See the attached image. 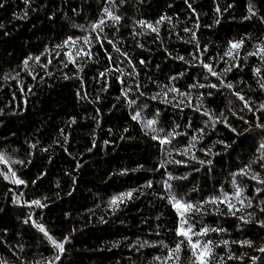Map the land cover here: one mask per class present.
I'll return each mask as SVG.
<instances>
[{"label":"trees","instance_id":"16d2710c","mask_svg":"<svg viewBox=\"0 0 264 264\" xmlns=\"http://www.w3.org/2000/svg\"><path fill=\"white\" fill-rule=\"evenodd\" d=\"M262 209L264 0H0V264H264Z\"/></svg>","mask_w":264,"mask_h":264},{"label":"snow or ice","instance_id":"6c2138e0","mask_svg":"<svg viewBox=\"0 0 264 264\" xmlns=\"http://www.w3.org/2000/svg\"><path fill=\"white\" fill-rule=\"evenodd\" d=\"M232 47H233V48H236V47H239V45H238V44H233ZM13 175H15V174L13 173ZM16 182H17V183H22V181H16ZM114 202H115V201H114ZM35 203H36V204H39V201H36ZM178 206H180V205H178ZM187 207H191V206L188 205ZM262 210H264V209H262ZM41 230L43 231V228H41ZM53 243H55V241H53ZM56 246H57L61 251L63 250V244H57ZM260 251H264V248H261Z\"/></svg>","mask_w":264,"mask_h":264}]
</instances>
